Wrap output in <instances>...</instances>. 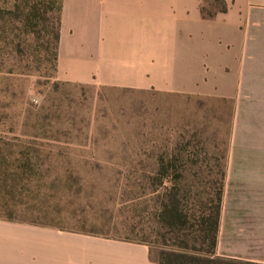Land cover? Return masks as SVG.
<instances>
[{"label":"rangeland","instance_id":"rangeland-1","mask_svg":"<svg viewBox=\"0 0 264 264\" xmlns=\"http://www.w3.org/2000/svg\"><path fill=\"white\" fill-rule=\"evenodd\" d=\"M211 3L203 6L214 9ZM21 5L0 0V154L18 164L20 151L28 150V175H40L45 185L38 197H52L41 204L35 192H14L4 205L2 189L0 216L8 217L10 206L14 220L144 243L155 260L163 250L185 247L184 237H170L155 219L156 201L176 183L168 179L160 187L157 164L174 166L189 211L199 193L213 197L227 170L233 102L63 80L55 12L49 21L24 22L16 16ZM188 233L189 249L199 247L197 233Z\"/></svg>","mask_w":264,"mask_h":264},{"label":"crops","instance_id":"crops-1","mask_svg":"<svg viewBox=\"0 0 264 264\" xmlns=\"http://www.w3.org/2000/svg\"><path fill=\"white\" fill-rule=\"evenodd\" d=\"M223 1L226 12L207 19L203 0H62L58 71L232 101L216 253L264 264V0ZM0 264L157 263L146 244L0 218Z\"/></svg>","mask_w":264,"mask_h":264},{"label":"trees","instance_id":"trees-1","mask_svg":"<svg viewBox=\"0 0 264 264\" xmlns=\"http://www.w3.org/2000/svg\"><path fill=\"white\" fill-rule=\"evenodd\" d=\"M205 1L206 0H203V2ZM28 2L29 0H21L22 5L16 7L17 18H22L24 22L29 19L36 22L49 21L50 14L55 12L56 15L54 19L56 20V28L54 31V39L58 51L62 0H38L32 7H30ZM55 5H57L56 8ZM209 5L214 9L208 10L202 6L201 14L203 18L209 19L214 17L217 13L226 12L227 10V5L223 0H212V3ZM9 12L10 14L12 13V11ZM13 12L15 11L13 10ZM56 56H58V54H56ZM30 154L28 150L20 151L19 159L17 160L18 164H9L6 157L0 154V160H2V163H0V192L3 189L4 205H7L11 201L6 199L8 194L17 192L19 195L23 193L28 195L29 192H35L36 197H38L43 191V186L45 185L40 181L42 177H40V175H28V168H30L29 171L31 172V166H33L32 159L30 158L32 154ZM172 168H174V166L171 165V167H169L168 164L164 163L163 159H160L158 162L156 177L159 180L158 185L160 187H163L165 180L168 179H174L178 184V178L180 177L176 173L171 172ZM225 178L226 170L223 172L222 182L213 197L205 198L202 196V193L198 194V198L194 203V211L188 210L182 198L183 193H180L182 189H178L176 183L165 188L163 196H161L159 201H156L155 219L160 228L170 237L174 239L184 237L185 247H173L161 251L159 259H153L157 264H259L217 256L216 249L218 245ZM31 183H34V185H30ZM44 197H52V195L46 194L43 195V197H38V199H41V204L45 202ZM7 200L8 202H6ZM19 204L22 205L23 202ZM12 214H14V209L12 210L9 206L5 214L8 217L0 216V218H5L10 221H20L12 219ZM190 230L192 233H197V237L193 239L194 243H197L199 247L189 249L186 242H189L188 232ZM124 241L140 243L130 240Z\"/></svg>","mask_w":264,"mask_h":264}]
</instances>
